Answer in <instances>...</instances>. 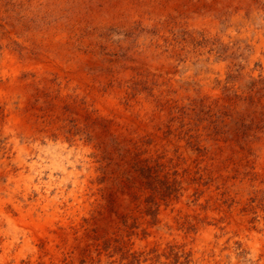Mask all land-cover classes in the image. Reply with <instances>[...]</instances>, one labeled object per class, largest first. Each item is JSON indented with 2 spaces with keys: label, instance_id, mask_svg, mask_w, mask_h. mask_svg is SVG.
Here are the masks:
<instances>
[{
  "label": "rangeland",
  "instance_id": "rangeland-1",
  "mask_svg": "<svg viewBox=\"0 0 264 264\" xmlns=\"http://www.w3.org/2000/svg\"><path fill=\"white\" fill-rule=\"evenodd\" d=\"M0 264H264V0H0Z\"/></svg>",
  "mask_w": 264,
  "mask_h": 264
},
{
  "label": "bare ground",
  "instance_id": "bare-ground-1",
  "mask_svg": "<svg viewBox=\"0 0 264 264\" xmlns=\"http://www.w3.org/2000/svg\"><path fill=\"white\" fill-rule=\"evenodd\" d=\"M5 131H6V129H5ZM16 143V142H15ZM22 166V165H21ZM26 166V165H25ZM21 174V173H20ZM22 224V223H21ZM207 237V236H206ZM209 237V236H208ZM210 238H208V240H209ZM23 242V241H22Z\"/></svg>",
  "mask_w": 264,
  "mask_h": 264
}]
</instances>
